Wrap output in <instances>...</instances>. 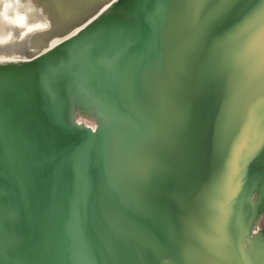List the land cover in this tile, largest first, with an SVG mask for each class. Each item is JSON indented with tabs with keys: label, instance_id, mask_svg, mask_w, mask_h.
I'll return each mask as SVG.
<instances>
[{
	"label": "bare ground",
	"instance_id": "bare-ground-1",
	"mask_svg": "<svg viewBox=\"0 0 264 264\" xmlns=\"http://www.w3.org/2000/svg\"><path fill=\"white\" fill-rule=\"evenodd\" d=\"M85 2L0 0V107L25 95L51 113L39 169L0 182V264H161L196 195L197 264H264V0ZM80 115L115 125L92 133ZM137 212L157 222L150 258Z\"/></svg>",
	"mask_w": 264,
	"mask_h": 264
},
{
	"label": "water",
	"instance_id": "water-1",
	"mask_svg": "<svg viewBox=\"0 0 264 264\" xmlns=\"http://www.w3.org/2000/svg\"><path fill=\"white\" fill-rule=\"evenodd\" d=\"M102 52L104 51L102 50ZM20 56H23V54H20ZM27 58L29 59V57ZM216 65L218 67V63ZM215 69L217 68L215 67ZM19 96L17 98L13 96L9 100L7 99L8 101H5L4 104L1 105L2 109L6 111L5 116L2 119L3 122L1 123L6 122L7 124H9L10 133L8 134L9 141L7 145L1 146L0 148V182L4 181V179L10 176L17 178L18 180H22L18 176L19 169L23 167L27 168L28 170L35 171L39 169L40 161L43 160L39 157L38 152V143L40 140L38 137L41 136L42 133V116L39 118L40 114L38 111H41V109L35 110V108H39L36 107L37 104L35 101L29 100L32 105L29 106V102L27 104L25 101V95L24 99L19 102ZM11 100H13L12 104H16L14 107L19 106V108H15L12 111L9 110L11 106ZM24 103H26V105ZM14 110H18V117L16 119H12L13 114L15 113L13 112ZM107 110L108 108H105L101 112V114ZM116 111L117 110H115L114 112ZM77 119L78 118H76V122H78ZM218 120L221 119H217V121ZM16 123H18V125ZM96 123L98 125L97 132L104 130L111 124L110 121H102V119L96 121ZM80 153L81 151L72 156V159ZM89 165L90 160L88 158H85L84 168L86 169ZM28 175L29 174H26L25 176L28 177ZM22 185L23 184L20 183L18 184L19 187H22ZM194 193H197V189L194 190ZM175 209L177 210L175 212V217L177 214L178 236L177 239H175V244H172L170 247L172 249V254L169 256L170 259H168V263L197 264V195L195 196L194 203L192 201V204H190V206H184L183 204L182 206H176ZM180 213L182 214V216L180 215ZM178 220H180L182 223L181 228L178 227ZM84 225L87 229L88 235H91L93 237L96 234L95 227L91 223L89 217L85 218ZM155 225H157V222H155L154 217L147 216L141 212H137L136 214L132 213V218L129 221L131 233L135 235L134 237L136 238L138 243L136 246H142L149 258V252L153 253L155 248L159 246L157 238L154 237V233H156L155 230H157V227H155ZM171 228L173 229L172 233L175 234V228ZM114 229L117 230L116 236L120 237V233L122 232L121 223L119 221L118 228L115 224Z\"/></svg>",
	"mask_w": 264,
	"mask_h": 264
},
{
	"label": "rangeland",
	"instance_id": "rangeland-1",
	"mask_svg": "<svg viewBox=\"0 0 264 264\" xmlns=\"http://www.w3.org/2000/svg\"><path fill=\"white\" fill-rule=\"evenodd\" d=\"M85 1L86 2L83 4V6H87L90 3H92L93 5L95 4L94 8L92 9L94 11H92V10L90 11L91 12L90 14H94L98 10V8H100L101 6L107 5L109 0H98L96 3H95L96 0H85ZM115 1L117 2V1H120V0H115ZM111 5H107L106 7H104L103 10H102V12H101V14L105 13L106 11H108L109 8L111 7ZM94 21H95V19H94ZM88 24H86L84 27H82L83 29H81L80 31H78L75 36H78L83 30L88 29L89 28V27H87ZM67 25L68 24L66 22L62 26V28H65ZM137 27H136L135 31L138 32V34L139 33L140 34L147 33V27H143V26H140L139 27V25ZM47 29L48 28L42 27V29H39V30L43 32L44 30H47ZM52 34H53V32H52ZM75 36H73V37H75ZM46 38H47V40L48 39H52L53 36L51 35L50 37H46ZM58 40L59 39L54 40V42H52V44L50 46L51 47L56 46L58 43L57 44H55V43ZM127 41H128V38L126 37V34H124L121 38L120 37H108V35H103V36L98 37L97 39H95V41H93V43H94V47L97 50H99L101 52L103 50L104 52H102V53H104V54H111V53H115L116 50H119L120 47L126 45ZM63 43H65V41H63ZM51 49H53V48H46L44 51H42L41 55L42 54H48L51 51ZM27 61H29V59H26V57H24V56H18V57L15 58V61L14 62H16L18 64H22V63H25ZM8 63L9 62L6 61L3 58V54H1L0 64H8ZM95 86H96V84H92L91 85V90H94L95 91ZM12 102H13V100H11V102H10L11 103V106L10 107H12L13 109L18 108V107H14V104H12ZM0 109L1 110H4V109H2V107H0ZM38 109H40V108H35V110H38ZM17 111L14 110L13 112H17ZM38 112L40 114L39 115V118L42 116L41 119H42V123L43 124H45L47 121H49L51 119V113L47 109L42 108L41 111H38ZM77 121H78L77 122V125L84 126L88 131H90L92 133H97L98 125H97V123H96V121L94 119L89 118L87 116L85 117V116L81 115V116L78 117ZM0 124L3 125L2 123H0ZM45 125L49 126V124H45ZM112 125L114 126L115 124L114 123H111L110 126H112ZM4 128H5V130H4L5 132L4 133H1V136H0V148H1V146H4V145L6 146L7 143H8V141H9L8 140L9 139V135L8 134L10 133V127L8 126L7 128L6 127H4ZM259 216H260V218H258V219H259V222H261V225H260L261 228L259 229L258 232L261 233L262 230H263L262 229V226L264 228V212H261ZM254 256H256V255H254ZM161 264H170V263H168V260H166V261L162 262Z\"/></svg>",
	"mask_w": 264,
	"mask_h": 264
}]
</instances>
